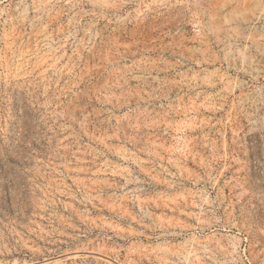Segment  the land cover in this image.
Instances as JSON below:
<instances>
[{
    "label": "rangeland",
    "instance_id": "obj_1",
    "mask_svg": "<svg viewBox=\"0 0 264 264\" xmlns=\"http://www.w3.org/2000/svg\"><path fill=\"white\" fill-rule=\"evenodd\" d=\"M0 264H264V0H0Z\"/></svg>",
    "mask_w": 264,
    "mask_h": 264
}]
</instances>
